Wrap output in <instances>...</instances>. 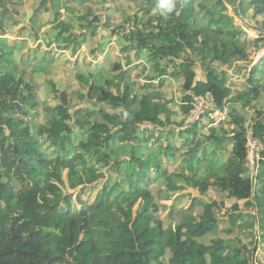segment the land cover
Listing matches in <instances>:
<instances>
[{"label":"trees","instance_id":"obj_1","mask_svg":"<svg viewBox=\"0 0 264 264\" xmlns=\"http://www.w3.org/2000/svg\"><path fill=\"white\" fill-rule=\"evenodd\" d=\"M78 1L83 4L86 0ZM133 1L139 10L126 20L133 28H122L119 33L125 64L114 65L118 73L106 78L104 87L91 82L92 75L87 78L77 73L76 80L87 92L76 93L85 105L77 106L73 115L70 95L48 81L59 103L53 108L42 104L48 118L36 124L31 117L38 116L39 106L34 84L14 72L24 73L12 66V49H5L6 40L0 38V264H264L255 257L258 244L249 249L239 238L203 242L218 231L221 217L217 212L223 206L219 202L193 198L187 210L175 212L177 223L166 226L159 215L167 209L173 215L179 199L168 207L157 204L150 192L152 174L165 187L157 192L160 200L170 201L172 195L187 188L201 196L215 188L235 201L225 215L230 226L227 233L233 234L236 227L252 245L258 237L264 244V118L258 113L260 120L250 127L252 140L261 145L257 174L251 177L246 120L235 112L252 107L264 93V85L254 83V67L247 89L230 92L227 70L247 61L253 44L248 43L247 33L234 25L226 7V3L237 6L241 16L252 10L254 17H262L260 28L264 30V0ZM7 4L12 0H0V35L6 33L5 22L10 21V26L19 23ZM54 6V0L38 1L30 18L32 41L40 38L38 20L42 13L51 10L56 24L43 33V44L55 42V47L72 54L88 35H97L99 26L110 27L99 24L88 6L68 21L60 19L59 8ZM67 12L76 13L71 6ZM130 53L136 59L143 54L150 64L154 76L144 86L129 81L126 75L124 67L132 65ZM46 60L42 57L35 71L46 74ZM197 64L204 71V81H195ZM167 77L181 80L185 94L181 123L153 83L158 79L161 88ZM206 94L214 97L216 109L229 107L228 122L233 128L221 132L232 134L230 156L225 163L213 156L223 148L220 133L214 127L202 135L203 127L195 123L180 133L187 135L185 159L193 174L161 169V156L177 149L164 147L159 138L151 143L153 129L171 124L182 128L193 97ZM150 144L157 145L158 152H153ZM208 144L212 153L203 157ZM206 158H210L208 172L199 177L193 163L198 165ZM101 180L105 182L94 201L81 202L80 195L87 188L96 189ZM78 189L80 209L72 201L73 194L68 193ZM240 202L254 213L243 214ZM198 206L203 211L195 216ZM89 211L93 212L90 221L85 215Z\"/></svg>","mask_w":264,"mask_h":264},{"label":"rangeland","instance_id":"obj_2","mask_svg":"<svg viewBox=\"0 0 264 264\" xmlns=\"http://www.w3.org/2000/svg\"><path fill=\"white\" fill-rule=\"evenodd\" d=\"M38 1L40 0H12V4H7L19 23L15 26H10V21L5 22L6 33L4 35H0V38L6 39V44L8 45L7 48L12 49V54L10 55L13 60L12 66L14 67V65H16V68L21 69V71L24 73L23 75H21L16 70H14V72L18 75V77H23L25 80H32L34 84V90L36 91L35 93L39 100V106L37 108L38 116L34 117L32 115L31 117L36 119V124L41 122L44 123L45 119L48 118L46 113L42 111V104L48 108H53L59 103V99L57 96H55L54 92H52L48 81L53 82L55 88L58 91H64L70 95L69 101L72 104L70 113L73 115V113L77 109V106L81 107L85 105V102L83 100H80L76 93L84 95L87 92V88H83L76 80L75 76L77 73H82V75L87 78L92 75L93 78H90L91 82H95L99 87L105 86L104 81L106 78L115 77L117 75L118 72H115L113 70L114 65L118 62L121 64H125L126 61V54L122 53L121 51L122 40L121 36H119V33H121L122 28H133L131 24L129 25L126 23V20L128 19V16L135 15L139 10V6H136V2H134L133 0H86L83 4H80L78 0H54V7L59 8L58 11L61 13V20L68 21L69 18H73L75 16L77 17L80 13L84 12L83 7L88 6L89 8H91L92 14L98 17V19L100 20L99 24L108 23V25L110 26L106 29L103 28V26H99V28L97 29V35L95 37H91L90 35H88L81 48L75 54H72L68 49H61L58 46L54 47L57 44L55 42L51 44L52 47L51 45L46 46L45 44H43V41L45 40L43 38V33L45 32L46 34L47 31H51L53 24H56L54 22V15L52 10L46 13L43 12L40 19L38 20L41 28L39 40L32 41L30 39V36H32V33L30 31V18L34 14ZM223 1L225 2V0ZM228 4L229 3H226V7L229 16L234 19V25L240 27L244 32L247 33V41L249 44L254 41L253 48L249 49V56L247 61L238 62V66L230 70L232 71V81L229 84V88L231 91L233 90L232 92L236 93L238 91H245L247 89V77H249L250 75L249 70L251 69L252 65L256 63L258 59H262L261 61H264V35L261 33L259 34L258 31V29H262L260 28L262 17H254L252 10L246 12V14L244 15L245 17L243 15L241 16L239 14L240 11L237 6L233 8V6H230ZM68 6L73 7L76 13H68ZM55 10L57 11L56 8ZM141 16L142 13L139 14V17ZM112 29H115V33L111 32ZM46 39L51 40L49 37H46ZM9 41L12 42V46L8 44ZM14 44L20 49L17 48L15 50L13 46ZM104 49H107L106 54L103 53ZM133 55L134 54L130 55V59L131 57H133ZM42 57H47L46 63L44 65L47 70L46 74H44L43 72L35 71V67L39 64V61ZM132 59L131 61L133 62V64L130 65V67H124V69H126L127 71L126 75L129 81L133 80L138 83V86H144L148 82L149 78L154 76L152 70L148 68L150 67V64H147L143 54H141L139 59H136L135 56L134 59ZM262 66L264 67V62L261 63L259 68L257 67L256 75H259L257 76L258 78L256 77L254 81L256 85L258 83L264 85V68ZM195 71L198 75V78H203L204 71L200 70L198 65L196 66ZM180 81V79L172 80L170 77H167L164 82L165 86L161 88L158 86V80H154L153 82L157 88V91H163L164 96L162 97L164 98V101H168L169 108L172 112L175 113L174 118L175 120L180 121L179 123H181L183 115L180 110L181 106L178 103L182 101L184 94ZM72 93L74 94L72 95ZM227 108L229 107L227 106ZM235 112L238 116L243 117L246 120L245 127H247V134L249 137L250 127L252 126L254 120L257 119V114L264 113V93H261L259 95L258 101L252 102V107L242 109L238 108L235 110ZM188 117H185L184 125L186 121H188ZM228 121H230L229 114L227 115L225 120L217 124L212 123L213 120H210L208 117L201 118L195 123H198L199 127H203L204 125L202 123L205 122V124L209 125L210 127L212 125L215 126L227 122L229 126L230 122ZM171 125L174 126H171L170 128H173V130L176 132V125ZM184 125L183 128L185 129L186 127ZM177 127L180 128L179 126ZM208 129L209 128L206 127V129L204 130L207 132ZM179 137L181 138L180 135H174L173 137H171V142H173L175 145H180L183 142ZM197 137L198 139H201V133H199V136L197 135ZM249 141L248 165L250 168L251 177H256L257 171L255 169V165L256 161L258 160L261 145H259L252 139H249ZM150 145L153 146L154 144ZM156 147L157 145L153 146L155 150L157 149ZM177 147L181 150H176L175 156L177 160L174 161V163L178 164V171L180 172L181 166L179 163L183 162L185 158L183 156H186L188 148H183L182 145ZM230 149L231 148L229 147V150ZM229 150H226L228 154ZM206 153H208V150L205 149L204 154ZM204 154L203 157H206V155ZM103 172H105V170ZM66 174L67 172L65 171V182H67ZM189 174L191 175L193 173L191 172ZM199 176H204V174L202 175V173H200ZM104 182L105 180L97 182L96 189L90 190V188H87V190H85L84 193L80 195V201L84 202V204L92 203L97 195V191L100 188L101 183ZM163 190H165L164 185L153 184L150 187V192L157 204L160 203L162 205L170 207L171 205H173V201L175 199H179V208L172 212L173 215H169V209L162 211V213L159 215L160 219L165 223L166 226L169 222H172L173 224L177 223L178 218L175 212L188 209L193 198H202L205 202H211L215 200L223 205L222 209L218 210L217 212L218 216L221 217L218 225L219 230L217 231V234L215 236H208L203 242L205 244H209L210 241L214 238H220L223 240H228L230 238H239L240 240H242V243L249 249H252L256 244H258L255 257L257 260H260L262 263H264V244L260 243L259 237L257 243L254 242V244L252 245L251 239H248L246 237V234L240 235L239 230L236 227L233 228L234 230L232 229L233 234L227 233L228 229H230V226L228 218H226L227 216L225 215L228 213V211H231L232 205L235 201L227 199L225 194L217 192L215 188L209 190L206 196H201L197 190L187 188L182 192H177L175 195H172V199L170 201L160 200L157 197L159 195V193L157 195V192ZM78 192L79 189L77 191H68V193L73 194L72 201L74 202V205L80 209L81 205L77 204L76 202V195L78 194ZM187 196L188 198H186ZM240 208V211L245 215L254 213L253 210H248L244 207V202H240ZM202 211V208L198 206L196 209H194V214L197 216L201 215ZM85 215L88 221H90L93 212L89 211Z\"/></svg>","mask_w":264,"mask_h":264},{"label":"crops","instance_id":"obj_3","mask_svg":"<svg viewBox=\"0 0 264 264\" xmlns=\"http://www.w3.org/2000/svg\"><path fill=\"white\" fill-rule=\"evenodd\" d=\"M16 34V33H15ZM260 34V33H259ZM6 40V39H5ZM9 45H11L12 46V42L11 41H9V43H8ZM250 44H254V41L252 42V43H250ZM14 46V45H13ZM5 49H7V47H8V45L6 44L5 46ZM11 49H9V51H10ZM11 53H12V50L10 51ZM134 59V55H133V57H131V59ZM132 59V60H133ZM146 59V58H145ZM262 59H258V61H256V63H254L253 65H252V67H251V69L249 70V73H250V71L252 70V68L253 67H260V65H261V63H263L264 61H261ZM264 60V59H263ZM132 64H133V62H132ZM198 65V67H199V69L200 70H202L201 69V67H200V65L199 64H197ZM196 65V66H197ZM238 66V64L236 65V66H234V67H237ZM130 67V66H129ZM233 67V68H234ZM263 67V66H262ZM149 68V67H148ZM196 68V67H195ZM233 68H231V69H233ZM264 68V67H263ZM231 69H229V70H227V73H228V81H227V85H228V87H229V84L231 83V81H232V77H231V74H232V71H230ZM124 70H126V69H124ZM196 72V71H195ZM197 74V73H196ZM259 75V74H258ZM258 75H256V77L258 76ZM248 78V77H247ZM258 78V77H257ZM172 80H173V78H171ZM206 79V77H205V74H203V78H198V75H197V78H196V82H198V81H204ZM156 80H158V79H156ZM130 81H132V82H134L133 80H130ZM154 82V81H153ZM167 84V83H166ZM230 89V88H229ZM233 91V90H232ZM231 90H230V92L232 93V94H236V93H234V92H232ZM161 92V91H160ZM238 92H240V91H238ZM162 94H163V91L161 92ZM185 94H183V96H184ZM164 96V95H163ZM180 106H181V104H182V101L180 102V103H178ZM250 108V107H249ZM263 114V116H262V118H264V113H262ZM260 119H256V120H254V122H253V124L252 125H254V124H256V122L257 121H259ZM204 126H203V133L202 134H205V135H208V131H209V129L207 130V132L204 130V129H206V127H208V128H214L215 127V129L216 130H218V132L220 133V143H221V147H223V148H221L219 151H217V153L215 154V155H213V156H216L217 157V159L219 158V160L221 161V162H223V163H225L226 161H227V159H228V157L230 156V153H231V151H232V145L230 144V138H231V136H232V134H231V132L229 131L226 135H224V133H222L221 131L222 130H227V128H233L231 125H229L228 126V124H219V125H215V126H210L209 127V125H206L205 124V122H203L202 123ZM209 124V123H208ZM171 126H174V125H171ZM170 126V127H171ZM199 126V125H198ZM206 126V127H205ZM170 127H168V128H164V129H162V128H154L153 129V132L151 133L152 134V142L151 143H153L154 142V138H159V139H161L162 141H163V146L164 147H166V146H168V145H172V147H174V148H176V149H179V150H181L180 148H178L177 146H180V145H182L183 146V148H186V146H185V144H186V138H187V135L186 134H183V135H181L180 133L184 130V128L182 127H180V128H178L177 126H175V128H176V132L173 130V128H170ZM223 128V129H222ZM174 135H176V136H178V135H180L181 136V138L180 139H182V142L183 143H181L180 145H175L173 142H171V137H173ZM158 136H160V137H158ZM231 148L230 150H229V147ZM154 146V145H153ZM153 146H149L150 147V149L153 151V152H158V149H154L153 148ZM156 148H158V147H156ZM206 150H208V152H209V154H210V152L212 153V148H209V144L208 145H206ZM226 150H229V154L226 152ZM176 151H174L173 153H167V155L166 154H163L162 156H161V158H160V163H161V169H165V170H168V171H170V172H174V173H179V171H178V164L177 163H174V161H176L177 160V158H176ZM205 155V154H204ZM210 156V155H209ZM183 157H185L186 158V156H183ZM184 158V160H183V162L182 163H179L180 164V166H181V169H180V172L182 171H184V172H186V173H188V171H190L189 169H188V165H187V162H186V159ZM122 159H124V158H122ZM210 159V158H209ZM209 159L207 160V158L205 159V161H204V159H202L201 161V163H199L198 165H196V162L194 161V163H193V170L194 171H196V172H198L199 173V175H200V173H202V175L204 174V176H205V173L206 172H208V169H209ZM205 164H206V166H205ZM105 172H106V170H105ZM104 172V173H105ZM192 171H190L189 173H191ZM152 176V184L151 185H153V184H155V185H163L162 184V181H161V179H159V180H157L158 178H155L154 177V175L152 174L151 175ZM204 176H199V177H204ZM178 185H184L183 183H178ZM206 196V195H205ZM186 198H188V196L186 197ZM198 199H201L203 202H205L202 198H198ZM228 199V198H227ZM213 201H215V200H213ZM234 201V200H233ZM174 203H173V205L177 202V199H175L174 201H173ZM192 202V201H191ZM191 202H190V205H191ZM206 203V202H205ZM235 203V202H234ZM234 203H233V205H234ZM173 205H171V206H173ZM179 205V204H178ZM178 205H177V209L179 208L178 207ZM190 205H189V207H190ZM232 205V206H233ZM188 207V208H189ZM199 207H201V206H199ZM197 208V207H196ZM195 208V209H196ZM202 208V207H201ZM187 210V209H186ZM195 215V214H194ZM195 216H197V215H195ZM199 216V215H198ZM227 218V217H226ZM219 230V229H218ZM217 234V233H216Z\"/></svg>","mask_w":264,"mask_h":264},{"label":"built area","instance_id":"obj_4","mask_svg":"<svg viewBox=\"0 0 264 264\" xmlns=\"http://www.w3.org/2000/svg\"><path fill=\"white\" fill-rule=\"evenodd\" d=\"M228 115V108L225 107L222 110L216 109L214 104V97L211 94H206L205 96L193 97L191 103V110L188 114V118L185 123V127H189L190 125L195 124L196 121H199L201 118L208 117L210 120H213L212 123H219L226 119ZM249 139H252L251 132L248 137V145ZM249 149V148H248ZM249 161V157H248Z\"/></svg>","mask_w":264,"mask_h":264},{"label":"water","instance_id":"obj_5","mask_svg":"<svg viewBox=\"0 0 264 264\" xmlns=\"http://www.w3.org/2000/svg\"><path fill=\"white\" fill-rule=\"evenodd\" d=\"M259 33L264 35V30L263 29H258Z\"/></svg>","mask_w":264,"mask_h":264},{"label":"clouds","instance_id":"obj_6","mask_svg":"<svg viewBox=\"0 0 264 264\" xmlns=\"http://www.w3.org/2000/svg\"><path fill=\"white\" fill-rule=\"evenodd\" d=\"M164 2L166 3L167 2V0H164ZM163 6V5H162ZM171 10V8L169 7V11ZM51 47H52V45H51ZM55 47V46H54ZM254 68V67H253ZM248 136V135H247Z\"/></svg>","mask_w":264,"mask_h":264}]
</instances>
